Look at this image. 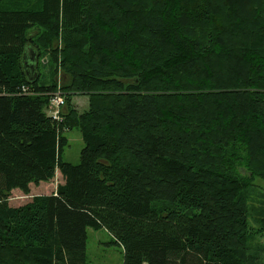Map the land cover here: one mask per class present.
Wrapping results in <instances>:
<instances>
[{"label":"trees","instance_id":"1","mask_svg":"<svg viewBox=\"0 0 264 264\" xmlns=\"http://www.w3.org/2000/svg\"><path fill=\"white\" fill-rule=\"evenodd\" d=\"M59 84L62 121L46 113ZM73 128L78 163L63 158ZM57 171L54 193L11 204ZM257 177L264 0H0V264H91L89 227L124 264H264Z\"/></svg>","mask_w":264,"mask_h":264},{"label":"rangeland","instance_id":"2","mask_svg":"<svg viewBox=\"0 0 264 264\" xmlns=\"http://www.w3.org/2000/svg\"><path fill=\"white\" fill-rule=\"evenodd\" d=\"M40 57L38 68L41 74V83H53L56 75L55 64L52 62L48 51L42 50ZM56 78H60V75H56ZM73 103L78 112H83V110L89 107V96L81 93L74 94ZM65 135L68 137V144L65 147L63 158L66 161L78 163L80 161L81 150L84 147L81 132L78 128H73L66 131ZM63 181L62 174L57 171L55 178L50 181H42L38 185L32 183L29 194L18 189L14 190L11 194L10 202L14 206H20L32 200L34 195L54 193L57 190L58 184ZM254 183L264 188L263 178H255ZM250 204L253 206L264 205V200L258 197L257 194H254ZM262 212L260 213V218L264 217V213L262 215ZM257 217L258 214H255V217L250 219L251 233L257 238H261L262 243H264L263 234L258 231L261 224L256 221ZM87 260L91 264H124V250L122 246L115 243V238L105 228L94 229L89 227L87 228Z\"/></svg>","mask_w":264,"mask_h":264},{"label":"built area","instance_id":"3","mask_svg":"<svg viewBox=\"0 0 264 264\" xmlns=\"http://www.w3.org/2000/svg\"><path fill=\"white\" fill-rule=\"evenodd\" d=\"M22 94H35V90L28 84L21 85ZM57 91V92H56ZM65 94L62 91L61 86L59 85L55 91L51 93L50 102L47 107V113L53 119L57 121H62L64 119V106L66 104V99L64 98Z\"/></svg>","mask_w":264,"mask_h":264},{"label":"water","instance_id":"4","mask_svg":"<svg viewBox=\"0 0 264 264\" xmlns=\"http://www.w3.org/2000/svg\"><path fill=\"white\" fill-rule=\"evenodd\" d=\"M25 56H27V55L24 54L23 58H24ZM25 58H26V57H25ZM28 61H29V63H30V69L32 70L31 73H33V71H34V72H35L34 76L37 77L38 73L36 72V63H35V61L32 60V59H28ZM28 61H26V64H28Z\"/></svg>","mask_w":264,"mask_h":264},{"label":"crops","instance_id":"5","mask_svg":"<svg viewBox=\"0 0 264 264\" xmlns=\"http://www.w3.org/2000/svg\"><path fill=\"white\" fill-rule=\"evenodd\" d=\"M14 191V190H13Z\"/></svg>","mask_w":264,"mask_h":264}]
</instances>
